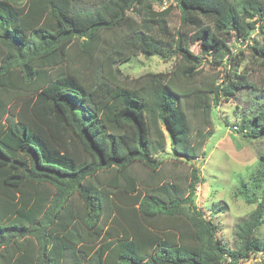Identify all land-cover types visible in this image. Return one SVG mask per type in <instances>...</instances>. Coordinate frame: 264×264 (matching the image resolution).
Wrapping results in <instances>:
<instances>
[{
    "label": "trees",
    "instance_id": "trees-1",
    "mask_svg": "<svg viewBox=\"0 0 264 264\" xmlns=\"http://www.w3.org/2000/svg\"><path fill=\"white\" fill-rule=\"evenodd\" d=\"M83 1L0 0V264H240L263 253L264 196L245 193L257 208L230 249L197 203V169L185 186L135 168L156 171L167 140L180 161L204 156L214 109L256 90L231 69L242 61L229 42H252L264 68V0H176L175 30L173 6ZM193 36L225 63L222 81L198 82ZM140 54L176 62L129 80L119 66ZM232 128L264 138V107Z\"/></svg>",
    "mask_w": 264,
    "mask_h": 264
},
{
    "label": "rangeland",
    "instance_id": "rangeland-1",
    "mask_svg": "<svg viewBox=\"0 0 264 264\" xmlns=\"http://www.w3.org/2000/svg\"><path fill=\"white\" fill-rule=\"evenodd\" d=\"M91 2L84 0L82 6L94 7ZM151 3L153 9L158 12H164L173 6L167 22L173 30L181 27V13L176 0H153ZM200 44L198 38L194 36L191 38V50L204 57L198 82L205 84L216 80L222 81L225 63L223 66L216 65L213 56L202 52ZM252 45V42H244L236 37H232L229 42L233 55L242 61L239 67L231 69L246 75L256 90L241 89L234 98L227 102L223 100L221 105L214 109V114L210 118L211 125L203 126L206 127L205 133H210L203 144L204 156L192 161H180L171 151L170 141L167 140V149L158 156L161 164L156 171L139 166L135 168L146 180L158 173L164 175L166 181L176 178L185 186L189 185L192 172L197 169L200 177L197 203L205 214L211 215L213 221L219 225L218 237L223 239L230 249H236L239 245L236 238L238 224L257 208V204L248 202L245 195L257 199L258 202L264 196V174H260V171L264 172L260 160V154L264 152V138L249 140L232 128V125L241 126L243 118L253 116L264 107V68H261L252 57L248 48ZM77 50L75 46L71 52L76 54ZM175 62V59L164 61L159 57H146L140 54L120 65L119 69L129 80H135L147 73H167L171 71ZM228 69L231 70L230 66L227 71ZM259 96L262 97L261 101ZM258 237L264 243V225L260 228ZM240 264H264V252Z\"/></svg>",
    "mask_w": 264,
    "mask_h": 264
}]
</instances>
